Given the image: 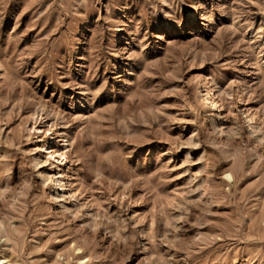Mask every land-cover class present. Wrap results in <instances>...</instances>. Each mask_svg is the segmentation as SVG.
<instances>
[{
  "label": "rangeland",
  "instance_id": "1",
  "mask_svg": "<svg viewBox=\"0 0 264 264\" xmlns=\"http://www.w3.org/2000/svg\"><path fill=\"white\" fill-rule=\"evenodd\" d=\"M3 262L264 264V0H0Z\"/></svg>",
  "mask_w": 264,
  "mask_h": 264
},
{
  "label": "bare ground",
  "instance_id": "2",
  "mask_svg": "<svg viewBox=\"0 0 264 264\" xmlns=\"http://www.w3.org/2000/svg\"><path fill=\"white\" fill-rule=\"evenodd\" d=\"M250 62V61H249ZM252 63V62H251ZM248 67V66H247ZM244 69V68H243ZM246 72H247V69H246ZM245 74V73H244ZM243 76V75H242ZM247 76V75H246ZM204 78V77H203ZM207 78V77H206ZM207 81V80H206ZM204 82V80L202 81V84H204L203 83ZM247 82V81H246ZM209 83V82H208ZM248 83V82H247ZM201 84V85H202ZM207 84V83H206ZM206 84H205V93H204V95H205V100H206V106H207V108H208V110L210 111V112H213L214 110H216V108H218L217 107V105L219 104L218 103V100H217V98H215L214 97V94L211 92L212 90H210V89H208L207 87H206ZM207 85H209V84H207ZM242 86V85H241ZM240 86V87H241ZM250 87V86H249ZM239 92V91H238ZM239 94V93H238ZM237 94V95H238ZM241 94H243V93H241ZM246 94V93H245ZM215 96H216V94H215ZM218 97V96H217ZM238 100H240V98L238 99ZM242 100V99H241ZM236 101V100H235ZM243 101V100H242ZM244 102V101H243ZM218 103V104H217ZM240 103H241V101H240ZM243 105V104H242ZM239 106H240V104H239ZM242 108V107H241ZM244 109V108H243ZM245 111V110H244ZM215 112H217V110L215 111ZM245 112H247V111H245ZM218 113V112H217ZM245 114V113H244ZM217 115H219V114H217ZM243 116V115H242ZM246 116V121H245V124H246V122H247V127H248V124L250 125V126H252L253 125V117H252V115L249 113V112H247V114L245 115ZM218 118V117H217ZM245 118V117H244ZM211 121V127H212V129L213 130H215L216 129V127H217V121L218 120H216V115H214V114H211V116H210V120H209V122ZM244 121V120H243ZM244 124V125H245ZM250 128V127H249ZM50 139H51V136H50ZM50 147V146H49ZM46 148L47 149V155L50 157V158H54V161H55V158H56V156L57 157H59V158H63L64 157V155H62V154H60V155H58V152H56V153H52V152H50V148ZM52 147V146H51ZM45 149V150H46ZM57 154V155H56ZM58 158V159H59ZM57 159V158H56ZM56 162V161H55ZM40 163V162H39ZM69 169V168H68ZM69 172H70V170H69ZM68 174V173H67ZM39 176H41V179H44V177H43V175H42V173H40V175ZM227 177H229V176H227ZM56 178V177H55ZM58 178H60V177H58ZM68 179V178H67ZM55 182V185H56V187L57 188H55V191L50 195L51 196V200H52V198L54 199V200H58L59 202L60 201H63L64 202V197H63V195L64 194H66L65 193V191L67 190L68 191V195L69 196H67V197H69V199H75L76 198V190H74L73 188H71V183L67 180V181H65V182H63L62 180H58L57 179V181H54ZM44 183H46V180H44ZM55 185H54V187H55ZM60 192H62L63 193V195L62 194H60ZM66 199V198H65ZM50 201V200H49ZM75 201V200H74ZM66 202V201H65ZM78 253L81 251V249L80 248H78L77 250H76ZM2 261H4V260H2ZM2 264H8V262H3Z\"/></svg>",
  "mask_w": 264,
  "mask_h": 264
}]
</instances>
